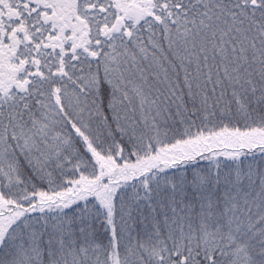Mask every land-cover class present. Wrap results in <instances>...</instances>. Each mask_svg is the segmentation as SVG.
<instances>
[{
    "label": "snow or ice",
    "instance_id": "1",
    "mask_svg": "<svg viewBox=\"0 0 264 264\" xmlns=\"http://www.w3.org/2000/svg\"><path fill=\"white\" fill-rule=\"evenodd\" d=\"M0 264H264V0H0Z\"/></svg>",
    "mask_w": 264,
    "mask_h": 264
}]
</instances>
